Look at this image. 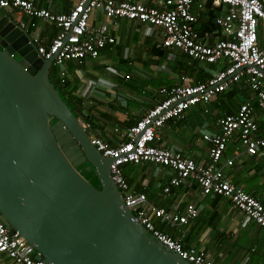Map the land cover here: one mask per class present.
I'll return each instance as SVG.
<instances>
[{"label": "built area", "instance_id": "1", "mask_svg": "<svg viewBox=\"0 0 264 264\" xmlns=\"http://www.w3.org/2000/svg\"><path fill=\"white\" fill-rule=\"evenodd\" d=\"M193 3L194 0H164L160 9L125 0H77L70 12L54 14L38 8L32 1L0 0V9L18 10L54 24L59 31L49 46L42 45L35 36L30 37V43L36 47L40 58L54 59L56 65L71 60L96 59L105 47L116 43L106 26L90 27L89 20L95 11L102 12L109 20L126 19L159 28L163 47L179 49L198 62L209 65L227 62L220 70L207 68L210 77L206 81L192 84L182 76L175 86L160 88L158 93L163 99L120 133L119 145L111 146L89 136L92 145L112 160L111 178L121 192L124 204L155 240L191 264H214L205 250L186 247L157 224L158 221L173 228L188 225L199 216L196 204L188 203L182 210L156 205L145 193L136 192L124 173L128 164L153 163L170 168L175 175L163 187L162 197H168L175 188L194 179L202 196L229 199L246 215L247 221L264 230V204L226 178L223 166L234 163L232 158L224 157L233 140H238L240 147L251 156L264 154V134L260 133L251 103L241 104L235 114L222 115L217 120L216 133L203 135L210 143L209 158L205 163H198L182 151L158 143L157 132L169 121L184 118L188 110L211 102L244 78L255 95L258 108L264 113V44L259 36L260 24L264 25V0H212L213 6L225 7L216 20L225 38L214 44H208L201 35L198 17L192 10ZM30 25L34 26L33 23ZM18 26L27 29L25 22H19ZM84 128L89 133L91 125L84 124ZM1 255H6L12 264H46L37 259L34 247L18 231L12 233L0 220Z\"/></svg>", "mask_w": 264, "mask_h": 264}, {"label": "crops", "instance_id": "2", "mask_svg": "<svg viewBox=\"0 0 264 264\" xmlns=\"http://www.w3.org/2000/svg\"><path fill=\"white\" fill-rule=\"evenodd\" d=\"M38 8L54 14L70 12L77 0H28ZM162 9L164 0H125ZM225 7H215L212 0H194L193 13L198 17L197 27L208 44H214L225 36L216 20ZM7 15L16 24L25 22L30 37L38 38L42 45L49 46L59 29L42 19L29 17L14 10L0 9V18ZM33 23L34 26L30 24ZM17 24V25H18ZM91 28L106 26L116 43L105 47L96 59L82 62L66 61L54 74L57 90L72 107L83 124H90V137H97L111 146L121 142L120 133L133 126L148 110L162 99L160 88H171L185 76L189 83L206 81L210 75L206 69L220 70L225 61L214 66L186 57L176 48L161 45L162 30L126 19H111L95 11L90 17ZM264 25L260 24V42ZM188 67L197 68L196 73ZM208 75L197 81V73ZM129 76V78H126ZM53 79V78H52ZM53 81V82H54ZM55 83V82H54ZM254 106L255 118L264 134V113L258 108L254 93L246 78L233 85L225 93L209 103L199 104L186 112L184 118L173 119L158 130L160 142L173 150H180L198 163L209 158L210 143L204 134L217 131V120L224 114H235L241 104ZM118 129V132L115 130ZM225 158H232L233 165L224 166L225 177L237 186L245 188L264 204V154H247L238 140L229 143ZM224 163V162H223ZM124 167V173L136 192H143L150 202L166 209H184L194 202L199 216L188 225L170 227L157 221L168 234L184 242L186 247L205 250L214 264H264V230L254 222L247 221L246 215L236 208L229 199L221 196H202L194 179H189L175 188L166 198L162 193L153 192L157 184L163 187L175 172L153 163L139 167V176ZM261 173V174H260ZM156 174V175H154ZM249 181V184H247ZM162 187V190H163ZM0 264H12L6 255L0 256Z\"/></svg>", "mask_w": 264, "mask_h": 264}, {"label": "water", "instance_id": "3", "mask_svg": "<svg viewBox=\"0 0 264 264\" xmlns=\"http://www.w3.org/2000/svg\"><path fill=\"white\" fill-rule=\"evenodd\" d=\"M53 65L16 22L0 18V220L46 264H191L126 207L112 160L51 82ZM85 162L100 189L77 170Z\"/></svg>", "mask_w": 264, "mask_h": 264}, {"label": "rangeland", "instance_id": "4", "mask_svg": "<svg viewBox=\"0 0 264 264\" xmlns=\"http://www.w3.org/2000/svg\"><path fill=\"white\" fill-rule=\"evenodd\" d=\"M263 39H264V33H263ZM20 57H17V59H19ZM58 67H56V65H53L52 66V69H51V78H53V81H54V74H58L57 72H58ZM55 83V86H56V81H54ZM56 87H58V86H56ZM61 96H62V94H61ZM63 97V96H62ZM64 99V98H63ZM128 168H130V170H135L136 171V173H137V176H139V167H134V165H132V164H130L129 165V167ZM86 169V170H85ZM83 170L85 171V172H83ZM89 168L87 167V165L85 164V165H81V167L79 166V171H81V174L83 175V176H87V174H85L86 172H89ZM261 174V173H260ZM154 175H156V174H154ZM88 177V176H87ZM95 179H97L96 178V176L94 177ZM89 179V178H88ZM87 179V180H88ZM90 182V181H89ZM159 183H162V182H160V180H159V178H157V184L155 185V186H153L152 187V193L155 191V192H157V193H162V187H163V185H162V187L161 186H159ZM247 184H249V181H247ZM12 263V262H11Z\"/></svg>", "mask_w": 264, "mask_h": 264}, {"label": "trees", "instance_id": "5", "mask_svg": "<svg viewBox=\"0 0 264 264\" xmlns=\"http://www.w3.org/2000/svg\"><path fill=\"white\" fill-rule=\"evenodd\" d=\"M186 56V55H185ZM187 57V56H186ZM215 65V64H214ZM214 65H212V66H214ZM188 69H190V71H192L190 74H194V73H196V69L197 68H193L192 69V67H188L187 65H186V71L188 70ZM198 69H200V67L198 68ZM201 70H203L202 68L199 70L200 71V73H197L198 75H197V81L198 80H204L205 78H207L208 77V75L205 77V75L206 74H202L201 72H203V71H201ZM51 82L54 84V82H53V79L51 78ZM54 86H55V84H54ZM55 88L57 89V87L55 86ZM59 92V91H58ZM60 93V92H59ZM65 100V99H64ZM68 105H69V103H67ZM69 107H70V109L72 110V112L76 115V113L73 111V109H72V107L69 105ZM261 134H263V133H261ZM87 165V167L90 169L89 170V172H86L85 174H87V176L85 175V176H83L82 174V176L85 178V179H88V181H90V183H91V178H90V176L91 175H93V176H95V174H94V169L92 168V166L89 164V163H87V162H85L83 165ZM78 171H79V168L77 169ZM86 170V169H85ZM80 173H81V171H79ZM83 172H85L84 170H83ZM92 184V183H91ZM93 185V184H92ZM94 186V185H93ZM95 187V186H94ZM97 189H100V186L98 185V187H96ZM159 228L162 230V231H166L163 227H160L159 226ZM167 233V232H166ZM173 237V236H172ZM183 244H184V242H183ZM185 245V244H184Z\"/></svg>", "mask_w": 264, "mask_h": 264}, {"label": "flooded vegetation", "instance_id": "6", "mask_svg": "<svg viewBox=\"0 0 264 264\" xmlns=\"http://www.w3.org/2000/svg\"><path fill=\"white\" fill-rule=\"evenodd\" d=\"M53 121H51L52 123ZM81 167V166H80ZM89 176V175H88ZM95 176L91 175L90 178H91V183L95 186V187H98L99 185V182L97 179L94 178Z\"/></svg>", "mask_w": 264, "mask_h": 264}]
</instances>
